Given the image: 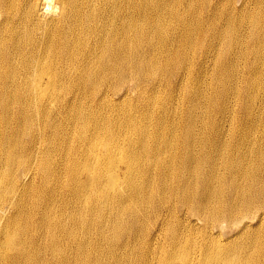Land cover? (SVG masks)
<instances>
[{
  "label": "bare ground",
  "instance_id": "1",
  "mask_svg": "<svg viewBox=\"0 0 264 264\" xmlns=\"http://www.w3.org/2000/svg\"><path fill=\"white\" fill-rule=\"evenodd\" d=\"M261 75L264 0H0V264H264Z\"/></svg>",
  "mask_w": 264,
  "mask_h": 264
},
{
  "label": "rangeland",
  "instance_id": "2",
  "mask_svg": "<svg viewBox=\"0 0 264 264\" xmlns=\"http://www.w3.org/2000/svg\"><path fill=\"white\" fill-rule=\"evenodd\" d=\"M191 63H193V64L195 65L194 62H191ZM195 66H196V65H195ZM241 66H242V65L239 64V66H238L237 69L241 68ZM196 67H197V66H196ZM208 70H209V69H208ZM262 77L264 78L263 75H261V77H258V80H260ZM204 82H206V79H204V80L201 81V82H198V81H195V80L192 79L190 86H193V85H195V86H199V85L205 84ZM253 83H254V82H253ZM253 83H251V84H253ZM247 85H248V84H247ZM263 92H264V87L258 83V85L256 86V88L254 89L253 94L257 97V96H260ZM125 102H128V101H125ZM203 105H204L203 102H200V103H199V107H200V108L203 107ZM212 113H213V110H212V111H208V112L203 113V118H205V119L211 118ZM237 113H238V110L236 109V110H235V114H237ZM261 116L264 118V111H261ZM228 128H235V126H234V124H232V125H230ZM233 231H234V230H233V227H231V228H230V227H229V228H225L223 231L218 232V235H219L220 237H222V238H225L226 236H228V234L231 235V234L233 233ZM214 237H215L216 240H217V236H214ZM217 241H218V240H217ZM218 243L221 244V245H223L222 243H224V242H219V241H218ZM232 244H233V246H235L234 241L232 242Z\"/></svg>",
  "mask_w": 264,
  "mask_h": 264
}]
</instances>
